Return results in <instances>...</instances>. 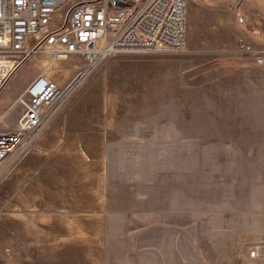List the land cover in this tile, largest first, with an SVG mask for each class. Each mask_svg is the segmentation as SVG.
<instances>
[{
    "label": "rangeland",
    "instance_id": "obj_1",
    "mask_svg": "<svg viewBox=\"0 0 264 264\" xmlns=\"http://www.w3.org/2000/svg\"><path fill=\"white\" fill-rule=\"evenodd\" d=\"M185 2L180 51L47 70L76 82L0 166V264H264V0ZM50 60L20 63L0 112Z\"/></svg>",
    "mask_w": 264,
    "mask_h": 264
},
{
    "label": "built area",
    "instance_id": "obj_2",
    "mask_svg": "<svg viewBox=\"0 0 264 264\" xmlns=\"http://www.w3.org/2000/svg\"><path fill=\"white\" fill-rule=\"evenodd\" d=\"M187 32L185 0H0V61L18 67L35 55L51 58L0 115L1 122L22 107L14 128L0 125V166L26 149L69 95L76 80L62 87L47 74L56 62L81 60L85 75L116 55L180 51ZM32 37L38 40L30 46ZM256 63H264V52ZM5 82L0 72V89Z\"/></svg>",
    "mask_w": 264,
    "mask_h": 264
},
{
    "label": "bare ground",
    "instance_id": "obj_3",
    "mask_svg": "<svg viewBox=\"0 0 264 264\" xmlns=\"http://www.w3.org/2000/svg\"><path fill=\"white\" fill-rule=\"evenodd\" d=\"M15 63L13 61L2 60L0 61V72L1 75L7 80L9 76L16 69Z\"/></svg>",
    "mask_w": 264,
    "mask_h": 264
},
{
    "label": "crops",
    "instance_id": "obj_4",
    "mask_svg": "<svg viewBox=\"0 0 264 264\" xmlns=\"http://www.w3.org/2000/svg\"><path fill=\"white\" fill-rule=\"evenodd\" d=\"M187 12H188V10H187ZM187 34H188V32H187ZM5 110H6V109H5ZM5 110H4V111H5ZM4 111L0 112V115H1ZM7 126H8V125H7ZM15 126H16V123H15ZM15 126H14V127H15Z\"/></svg>",
    "mask_w": 264,
    "mask_h": 264
}]
</instances>
